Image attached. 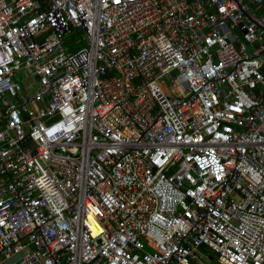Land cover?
I'll return each instance as SVG.
<instances>
[{
    "label": "built area",
    "instance_id": "1",
    "mask_svg": "<svg viewBox=\"0 0 264 264\" xmlns=\"http://www.w3.org/2000/svg\"><path fill=\"white\" fill-rule=\"evenodd\" d=\"M200 248L264 264V0H0V261Z\"/></svg>",
    "mask_w": 264,
    "mask_h": 264
},
{
    "label": "rangeland",
    "instance_id": "2",
    "mask_svg": "<svg viewBox=\"0 0 264 264\" xmlns=\"http://www.w3.org/2000/svg\"><path fill=\"white\" fill-rule=\"evenodd\" d=\"M70 37H72V39H74L76 46L80 45L78 42V34L77 33L72 34V36L67 35V36H65V39L66 40L70 39ZM66 43L67 42H65V45H66ZM15 77L18 78V76H15ZM200 253H201V256H200L199 260L203 264H218L216 262V256L213 253L206 250L205 248H200Z\"/></svg>",
    "mask_w": 264,
    "mask_h": 264
},
{
    "label": "water",
    "instance_id": "3",
    "mask_svg": "<svg viewBox=\"0 0 264 264\" xmlns=\"http://www.w3.org/2000/svg\"><path fill=\"white\" fill-rule=\"evenodd\" d=\"M25 255V250H21L8 258L3 259L0 261V264H14L19 261Z\"/></svg>",
    "mask_w": 264,
    "mask_h": 264
},
{
    "label": "trees",
    "instance_id": "4",
    "mask_svg": "<svg viewBox=\"0 0 264 264\" xmlns=\"http://www.w3.org/2000/svg\"><path fill=\"white\" fill-rule=\"evenodd\" d=\"M72 49H74V48L72 47Z\"/></svg>",
    "mask_w": 264,
    "mask_h": 264
}]
</instances>
